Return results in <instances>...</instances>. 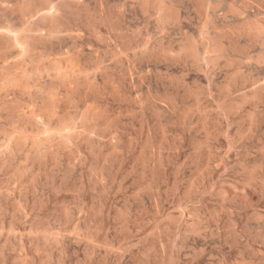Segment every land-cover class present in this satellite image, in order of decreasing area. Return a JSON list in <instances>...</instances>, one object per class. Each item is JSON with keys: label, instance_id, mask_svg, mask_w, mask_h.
<instances>
[{"label": "rangeland", "instance_id": "obj_1", "mask_svg": "<svg viewBox=\"0 0 264 264\" xmlns=\"http://www.w3.org/2000/svg\"><path fill=\"white\" fill-rule=\"evenodd\" d=\"M86 1L96 6L97 0ZM109 1L122 7L124 0ZM174 1L185 26L162 25L154 4L144 13L139 0H130L125 21L134 35L130 56L146 57L161 43L178 46L189 37L208 40L224 26L230 27L223 36L228 45L231 27L253 16L264 20V0H235L242 15L231 11V0H213L209 7L199 0ZM79 31L84 35L80 63L91 69L84 75L97 81L101 96L81 86L84 75L61 79L46 66L28 89L7 88L0 98V264H264V103L248 102L236 112L225 105L264 84V62L258 61L264 57V32L246 31L240 47L230 49L229 63L196 66L191 60L145 58L131 78L125 75L129 61L109 51L121 40L107 27L100 31L112 44L97 41L90 28ZM69 42L55 44L53 53L68 51ZM19 55V48L12 50L0 57V66L14 65ZM100 70L113 75L114 84L107 87ZM5 77L0 70L1 83ZM52 85L59 87L57 114L32 116L42 105L39 95ZM69 89L75 91L72 99L65 98ZM198 90V98L187 96ZM169 94L179 107L192 108L184 125L178 122L180 110L159 100ZM93 106L117 118V125L96 136L106 149L118 143L119 154L108 164L95 159L97 147L79 139L75 148L66 143L68 133L55 131L66 114L81 118ZM251 112L258 114L259 125H252ZM15 129L50 134L60 144L57 158L39 163L29 144L8 133ZM98 167L107 177L101 183L93 173ZM161 227L171 228L168 240Z\"/></svg>", "mask_w": 264, "mask_h": 264}, {"label": "bare ground", "instance_id": "obj_2", "mask_svg": "<svg viewBox=\"0 0 264 264\" xmlns=\"http://www.w3.org/2000/svg\"><path fill=\"white\" fill-rule=\"evenodd\" d=\"M199 1L204 6L208 5V7L213 2V0H199ZM216 1H218L220 3L221 0H216ZM139 2L141 3V7L143 8L144 13H145V11H147L149 9V7L152 4H154L158 8V10L160 11L159 22L162 25H172V26L178 25V27L182 26V24L184 22L183 13H182L181 7H179L178 4H176L174 0H139ZM176 2L178 3L177 0H176ZM95 3H96V6L91 7V4L86 0H0V57H1V60L6 59L9 52H11L12 50H14L16 48L20 49L19 60L14 65H12V66H10V65L9 66H0V70L6 76L5 79L3 80V83L0 82V98L2 97V93H4L5 89H7V88L17 89L20 91L28 89L29 82L36 75L40 74L44 70H47L46 66L50 67L57 74V78H61V79H64V77H66V75H69V77L71 75L73 76L76 72L79 73V76H82V75L88 74V73L90 74L89 71L91 69H89L85 66H82L81 63H83V62L80 63L81 53L84 52L82 49V42L84 40V37H83L84 35H83V33H81L79 31L80 27L90 28L93 32V36L95 37V39L97 41H100V42H107L108 44H110L112 37H110L109 34L113 35V38L116 37V38L121 40V42H120L121 45L119 44V46H115L113 49L109 48V51L112 53L114 58L122 57L123 59L126 58L129 61V66H127L128 68L125 69V75H127V77L133 76L134 72L137 69H139L138 67L141 64H143V66H144V63L146 62L145 58H148L149 62H150V60H152V62L154 60H155V62L157 60L163 61V62L164 61L165 62H180V61L186 62L188 60H191L192 61L191 63H194V65H196V66H199L202 62H206L208 64H217L222 59L223 60L225 59L226 62L229 63V62H231L230 56H229L230 49L240 47L241 42H239V39L241 40V37L243 36V34L246 31H249L254 35H259V34L264 32V20H262V21L256 20L254 18L255 16H253V17H250V20L247 23H244V21H243L241 23V25L240 24L235 25V26L233 25L234 27H231L234 31V36L228 42V45L226 44V41L224 40L223 36H225V31L229 30L230 27L224 26L222 30L219 29L220 30L219 33L216 34L214 37H213V35H209V36H212V38H209L208 40L198 41L194 37H189L183 44H180L178 46L174 45L173 42L169 43V44L161 43L156 48H154V50H153V52H151V54L146 55V57L139 58L136 56H130L131 49H132L131 44L134 40V35L131 32L132 29L129 27V25L127 26L126 25L127 23H125V21L127 20L126 19V11H127L126 9L128 7H130V0H124L123 4L121 5L122 7H118L117 5H115L114 2L112 3L114 5H110L109 0H97ZM116 3L118 4V2H116ZM224 3L225 2H223V4ZM230 3H231L230 4L231 5L230 6L231 11L238 14V15H242V14H240V13H243L242 11H244V10H242V6L238 5L235 0H231ZM181 4H180V6L183 7V5H181ZM205 10H207V9H205ZM128 15H130V14H128ZM213 15H214V13H213ZM17 20L20 22V24L16 23ZM186 20H187V18H186ZM209 20H210V17H209ZM101 26L107 27V29L109 31L108 36L102 35L103 32L101 33V31H100ZM210 27H209V29H210ZM215 33H216V31H215ZM67 39H69V41H70L69 45L66 47V48H68V51L64 52L61 48L59 53L57 52V54H54L53 49H54L55 44L58 45L59 43L60 44H62L63 42L66 43ZM89 41H90V39H89ZM99 47H100V45H99ZM105 51H106L105 54H107L108 50H104L103 52H105ZM89 52H91V51H89ZM94 52H96V51H94ZM92 55H94V54H92ZM107 55H106V57H108ZM96 58H97V60L100 61V58H98V57H96ZM93 59H95V58L93 57ZM104 59H102V60H104ZM258 61L261 63L264 62V57L260 56L258 58ZM32 62H33V64L31 66V68H29L28 70L25 69V66L28 63L31 64ZM91 62H93V61H91ZM116 62H118V61H116ZM96 63H98V62H96ZM104 63H105V60H104ZM105 65H107V64H105ZM117 65H119V64L116 63L115 66L119 67ZM98 67H96V69ZM122 67H125V65L124 66L122 65ZM154 67H155V65H154ZM158 67H159V65H158ZM141 68H143V67H141ZM168 68H169V66L166 67L167 70H168ZM114 69H115V67H114ZM155 69H157V67ZM100 71L102 72L100 74H102V76H103L102 78H103L104 82L108 83L107 87L109 84H114V79L112 78L113 75L111 76L106 71H102V70H100ZM173 71H172V73H174ZM92 72H94V70ZM98 72H99V70H98ZM120 72H118V73H120ZM157 73H158V71H157ZM112 74H114V73H112ZM170 74H171V72H170ZM79 79L82 80V82H80V84H81V86L83 85V87H85L86 91H90V92L96 94L97 96H101L102 93H101V90H100L96 80L92 81V80H90L89 77H87L85 75L83 77H79ZM118 79H120V78H118ZM127 79H129V78H127ZM141 79L144 80V78H142V77H141ZM119 83L120 82H118V84ZM171 83H173V82H171ZM102 84H104V83H102ZM121 85H122V83H121ZM230 85H231V83L228 82L225 85V89H228L230 87ZM119 87L120 86L118 85V88ZM123 90L124 89H122V91ZM118 91H117V93H118ZM186 91H187V88H186ZM78 92H80V91H78ZM148 92H150V91H148ZM117 93L115 92V94L118 97L121 96ZM59 94H60L59 93V87L54 86V85L48 86L47 89L41 95H39V96H41L40 98L43 100L42 105L40 106V110L38 112H32L33 113L32 116L37 115V114H47L49 116L57 114L58 103L60 100ZM74 94H75V91L70 90L67 92V95L65 96V98L72 99ZM162 95H164V94H162ZM199 95H200V90H198L196 92L195 91H188L187 92V96H194V97L196 96L198 98ZM124 96L125 95H123L122 97H124ZM170 96L171 95L169 94V96L159 97V100H161L162 102H165L167 105L169 104V106L174 110L179 109L180 115L178 118V122L184 125L187 118L190 115L192 108L191 107H182L181 108V105L179 107L176 100ZM3 97H5V96H3ZM62 97L64 98V96H62ZM88 97L89 96H87L85 98L87 99ZM99 100H100V98H99ZM157 100H158V98H157ZM248 102H254L256 104L264 103V84L258 86L257 88H255L254 90H252L250 92H247L246 94L242 95L238 99L230 100L225 105L229 111L236 112L240 109V107L242 105H244ZM194 107H196V106H194ZM20 111L22 112L23 110L20 109ZM78 111H80V110H78ZM78 111H76V112H78ZM80 112L82 113V111H80ZM78 114L79 113L66 114L64 117H62L59 120V123L55 126V131L57 133H68L70 135V137L66 143H68L69 145H74L75 148L79 147V144H78L79 139H82L83 142L88 144L91 149L97 147L99 150L97 149L98 152L96 153V156H94L95 159L100 158V160H102L105 164L107 162H110V160L113 158V156H115V154H117V153L119 154L118 143L117 144L112 143L109 145V148L106 149V147L103 146V144L101 143L102 141L97 140L96 136L98 137V139H100L99 138L100 133L102 134V132L107 131L112 125L118 123L116 121L117 118L113 119L112 117H110L107 114V112L105 110H103L99 106H93V107L89 108L87 111H85V113L82 114L81 118H79V116H77ZM249 118L251 120L252 125H259L258 123L260 122V118L256 112L249 113ZM83 128H85L84 130H86V132H87L85 135H82L83 134V131H82ZM8 133H10L11 135H14V138L17 139L20 143L29 144L31 149L34 152L35 160H37L39 163H44L47 160H51V158L55 159L58 156L57 148L59 147L60 144H56L55 142H53L52 137H50V134H44L41 132H35L32 130L30 131V130H26V129H19V130L15 129V131L10 130ZM101 137H102V135H101ZM154 142H156V141H154ZM115 143H116V141H115ZM156 145H158V144H156ZM93 151H94V149H93ZM77 152H79V151H77ZM90 155H93V154H90ZM121 157L119 159H122ZM91 158L93 159V157H91ZM119 159H117V160H119ZM99 161L97 163H99ZM93 162H95V161H93ZM117 163H119V162H117ZM108 167H109V165H108ZM109 168L111 169V167H109ZM256 168L257 167H253L250 170V177H252L254 175ZM154 169H153V171H154ZM104 170L105 169H100V167L93 169V173L95 174L94 177L96 176L98 179L97 182L99 181L101 183L104 180V178L106 177L104 174ZM109 170L107 169V171H109ZM110 171L112 174V170H110ZM153 174L155 175V173H153ZM148 182L146 181V183H148ZM81 184H79V185H81ZM93 184H94V182H93ZM139 185H140V183H139ZM141 185H142V183H141ZM82 186L85 187L83 184H82ZM88 186H89V184L87 185V187ZM82 190H83V188L81 189V191ZM102 192H106V191L104 190ZM92 213H94V212H92ZM71 214H73V213H71ZM68 216H70V218H71L72 215H70V213H69ZM159 233H160L161 237L165 236L168 240V237L172 234V230H171V228H168V227H161ZM165 250H167V249H165Z\"/></svg>", "mask_w": 264, "mask_h": 264}]
</instances>
